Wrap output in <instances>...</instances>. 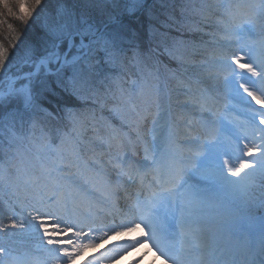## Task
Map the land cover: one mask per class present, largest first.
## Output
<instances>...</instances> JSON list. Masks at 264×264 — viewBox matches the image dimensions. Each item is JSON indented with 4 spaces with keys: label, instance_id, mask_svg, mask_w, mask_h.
I'll return each mask as SVG.
<instances>
[{
    "label": "snow or ice",
    "instance_id": "snow-or-ice-1",
    "mask_svg": "<svg viewBox=\"0 0 264 264\" xmlns=\"http://www.w3.org/2000/svg\"><path fill=\"white\" fill-rule=\"evenodd\" d=\"M42 2L0 0V125L16 139V122L23 127L25 117L32 118L31 129H41L27 149L30 179L0 208V264H73L110 235L129 239L106 246L84 264L144 245L155 248L163 264H264V214H256L264 212V59H255L243 43L247 33H264V0L218 3L216 23L229 42L220 45L209 33L217 43L214 78L234 88L246 120L213 113L203 93L189 97L183 105L188 147L179 153L171 147L176 129L158 73L161 55L181 57L166 43L161 51L152 38L154 25L145 50L143 35L125 23L145 11L146 0H112V10L99 18L78 11L73 0H57L42 35L26 43L25 26L39 15ZM170 19L173 25L161 26L180 31ZM260 43L264 49V40ZM245 58L251 62L242 63ZM146 60L154 61L155 71L145 73ZM126 64L137 68V76L120 88L111 109L119 123H109L102 135L93 129L86 145L74 135L78 109L63 101H84L86 92L91 98L94 77ZM37 113L71 125L56 130L58 144L34 118ZM141 152L142 158L129 156ZM3 177L0 169V181ZM99 205L108 210L94 211ZM225 232L244 241L224 246ZM17 236L34 240V249L21 251Z\"/></svg>",
    "mask_w": 264,
    "mask_h": 264
},
{
    "label": "rangeland",
    "instance_id": "rangeland-1",
    "mask_svg": "<svg viewBox=\"0 0 264 264\" xmlns=\"http://www.w3.org/2000/svg\"><path fill=\"white\" fill-rule=\"evenodd\" d=\"M57 0H43L41 8L38 9L39 15L40 12L42 11L43 8L46 7H50L52 8L53 6L58 7V4L56 2ZM100 1V0H94V2H91V4H87L86 2H83L84 4L81 5L82 8H84L86 11H91V12H95V10L97 11H104L106 12L108 9L112 6V0H104ZM232 1V4H236L241 0H182V2H184L185 4H187V6L189 8L192 7V9H196L197 11L199 10L200 7L205 8V6L210 5L213 9L217 11L216 9V5L218 3H228ZM234 1L236 3H234ZM246 2V0H244ZM79 0H73V6L76 8V5H78ZM248 2V0H247ZM100 6V7H98ZM200 6V7H199ZM86 7H90L89 9H87ZM109 10H112L109 9ZM108 10V11H109ZM214 11V12H215ZM177 12V11H175ZM218 12V11H217ZM38 15V16H39ZM36 16V17H38ZM197 16V15H196ZM175 17V16H173ZM196 20H198V24L200 22V20H202L204 22L205 26H208L209 30H205L202 29L200 30V32L198 33V35L202 38L206 35L207 38L206 40L210 41V46H212V51L205 53L203 56L199 55V57H201V59L196 60L193 64H185L183 63L181 60H176L174 62V65L172 66H166V64L164 65V74H165V78H166V83H164L162 80H160L161 82V86L164 90V92L167 93V96L165 97L166 102L169 105V112L172 110V116H175L176 118L180 119L179 123L185 122V116L188 115V109L185 108L183 105L185 103L188 102L189 97L192 96H196L194 95L195 91H192L193 89L196 88V86H198L200 83H202V87H201V91L199 93V95L201 93H203L204 95H208L211 93L212 88L214 89V91L219 92L220 94V98L219 99H214V101H212L210 104L213 107H215V111L216 113L222 114V115H226L228 116L229 119H235L238 122H240L241 124L246 120V115H245V105L243 104V102L240 100L239 97L235 96V92H234V88H226L222 82L217 81L214 78L213 75V57L215 55V51L217 49V43L213 42V37L209 35V33H214L215 34V41L218 42L220 45L226 44L229 41H227L225 39V33L223 30L222 26H219L216 21L217 19L211 14L208 15V13H206V15H202L198 14V17H196ZM139 20H132V22H134L135 24H137V27L139 28V30L141 31L142 34H144V32L146 33L147 27L146 26V22L144 21H140V23H137ZM180 34V33H179ZM181 39V40H180ZM205 39V38H204ZM148 42L147 38L144 39ZM194 39H185L183 38V36L181 37L178 36V39H176L175 37L172 38V42L175 43V41H183V43H176L175 45H173L174 50L177 52V55L181 57L183 50H187L188 48H193L196 44L193 43ZM264 40V33H261L258 29L255 32L252 33H247L243 36V43L247 44L249 46V48L252 51V55L255 59L260 60V59H264V49H262L261 47V41ZM214 45L216 46V49L214 50ZM231 46L232 47H237L238 45L236 44L235 40L231 41ZM146 50V49H145ZM166 59L170 60L168 56L165 57ZM251 61H249L247 58H245V60L242 61V63H250ZM147 64V69H144L145 73L147 74V71L150 69L152 71H155V67H154V61L153 60H147L146 61ZM131 67V65H128ZM192 69V70H189ZM124 73L126 75V78H122L121 81L122 82H126L128 80L131 79V77H128V73H132L130 72L128 69H124ZM134 75L137 76V71H133ZM159 77L161 78L162 73L161 70L159 69V73H158ZM175 83L176 85H174V87L170 84ZM129 86V85H128ZM95 90L96 89L95 87ZM243 90L241 89V92ZM198 92V91H196ZM197 95V96H199ZM119 96V90H107L105 95H102L101 99L99 100H95L98 108L102 111V112H107L109 114L114 115L115 117H118L116 115L115 112L111 111V109H113L114 107L117 106V98ZM214 95L211 96H207L209 98H213ZM99 101V102H98ZM254 103V102H253ZM256 107H260L259 105H257ZM186 109L184 111H186V113H184V111L182 112V109ZM228 109L227 112H225V109ZM150 111H155V106L151 105ZM93 113V111H92ZM171 115V114H170ZM79 117H81L79 115ZM28 119H30V117H28ZM84 119V118H83ZM25 122V121H24ZM7 123V122H5ZM111 123L114 124L113 122H108L107 125ZM24 125V123H23ZM84 127H86L85 124H83ZM71 127V126H70ZM68 127V128H70ZM6 127H4L3 125H0V129H5ZM15 128H17L18 130L22 129L19 121L16 122ZM67 128V130H68ZM30 129L29 134L26 135L25 137H21L22 140V144L26 147H28V141H32L37 139L38 137H40L41 135V129L38 130H34L31 128H27ZM78 129V125L77 128ZM94 128H92L93 130ZM81 130V129H80ZM86 131V129H85ZM124 131H130V129L125 128ZM45 132V131H44ZM77 132V130H76ZM83 132V131H81ZM94 133L90 132L87 133V139H92ZM1 137H3L2 135H0ZM27 136H29L28 138H26ZM18 137H20L18 135ZM184 139V136L181 138V140ZM2 141V140H0ZM53 143V142H52ZM185 143H182L181 141H178L176 139V142L171 145V147L177 152H181L185 149H187L188 146L184 145ZM21 150V154H24L25 158L22 159L21 162H26V160L30 161V153H28L27 151H25L24 149H20ZM99 151V149L97 150ZM12 157L13 155H11L9 157V163H11L12 161ZM28 161V162H29ZM19 162L14 163V167H12L14 169L13 171V188H10V194L12 196L13 190L15 189L16 191H20L22 190L21 186L24 185V183L26 181L29 180L30 178V174H31V167L30 164L28 166L23 167V169L21 170L19 168ZM223 197V200L225 202V204H227L228 202V195L226 193H222L221 194ZM10 196V197H11ZM11 202V201H10ZM19 209H17L18 211ZM264 214V212L262 213ZM7 222V220L5 221ZM16 245L17 247L21 250V251H31L34 249L35 246V241L28 238L27 236H17L16 237ZM97 246H99V243L97 244ZM86 260L83 259L82 261H80L78 264H84ZM102 260L99 261V264H102ZM76 264V263H75Z\"/></svg>",
    "mask_w": 264,
    "mask_h": 264
},
{
    "label": "trees",
    "instance_id": "trees-1",
    "mask_svg": "<svg viewBox=\"0 0 264 264\" xmlns=\"http://www.w3.org/2000/svg\"><path fill=\"white\" fill-rule=\"evenodd\" d=\"M105 2L104 0H100ZM57 2V1H56ZM83 2H86L87 4H91V2H94V0H79L78 5H76V9L78 11H84L86 13H89L97 18L100 17L104 11H97L95 12H89L86 11L84 8L81 7ZM58 4V2H57ZM100 7V6H98ZM57 8L56 6H53L52 8H43L42 11L40 12V15L38 17H35L33 21L29 22L28 26L26 27V31L22 35V39L26 43H35L39 37L42 35V30H43V25L46 20V18L53 12V10ZM89 9L90 7H86ZM107 8L108 10L111 9ZM213 8L208 5L205 6V8L200 7L199 10L197 11L195 8L192 9L187 6L182 0H151L150 3L145 7V11L141 12L139 15H137L133 20H139L137 23H140V21L146 22L147 30L146 33L144 34L141 33L139 28L137 27V24L134 22L126 20L125 23H131L136 29L139 30V32L143 35V40L147 38L149 41V25H154L156 31L153 33V39L155 42H160L162 44L161 51H163V45L166 43L169 47L173 48V45L176 43L172 42V38L175 37L178 39V36L185 39H194L193 43L196 45L193 48H188L187 50H183L182 55H181V61L185 64H193L196 60L201 59L199 55H204L207 53V51H210L212 49L210 47V41L206 40V36L200 37L198 33L200 30L205 29L209 30L208 26L204 25V22L200 20L198 24V20H196V17H198V14L208 15L212 14L213 16L215 15ZM107 10V11H108ZM183 10V12H182ZM106 11V12H107ZM111 11V10H109ZM177 11V12H175ZM150 14H151V19H150ZM197 15V16H196ZM175 16V17H173ZM176 22L175 27H179L180 31H176L174 27H169L165 28L162 27L161 24L162 22L167 23L168 25H173V19ZM216 17H219L216 15ZM180 33V34H179ZM205 38V39H204ZM181 40V39H180ZM147 45L148 42L144 40V46L145 49L147 50ZM167 55H161L159 57L160 61L162 63L160 64L159 68L164 71V65L166 66H172L174 65V61L176 60H168L166 59ZM147 61V60H146ZM145 61V63H146ZM125 69H128L130 72L133 73V71H137L136 67H131L126 64ZM189 70H192L189 68ZM15 71V69H13ZM134 74V73H133ZM124 69L116 72L113 71L111 73H105L101 72L99 76L94 77V88L96 87L95 94L91 96V98H88V93H85L86 99L84 101H76L74 98H65L64 103L69 104L70 106H74L76 109H78V120H79V131H83V134H80L79 132H76L75 134H79L82 139L85 141V144L87 145V133H89V123H92L94 120L91 119L92 116H94V111L97 109V102L95 100L101 99L102 95H105L107 90H120L121 87H128V84L126 82H122L121 79L124 78ZM174 87L176 85L174 82L170 84ZM96 102V103H95ZM99 102V101H98ZM45 107H50L48 104H45ZM93 111V113H92ZM79 115L81 117H79ZM89 117L87 118V116ZM36 120L39 121V124L43 126L45 133H48L52 141H55L59 143V139L57 138V129H61L63 131H66L65 128L62 126L67 123L66 120L60 119L59 121H53V120H48L43 117L42 113H37L36 116L34 117ZM84 118V119H83ZM31 119H28V117H25L24 119V125L22 129L18 130L15 128V131L17 133V136L19 135L20 138L16 139L11 136V133L8 132L7 128L2 129L4 134L2 135L3 137L0 136V169H3L4 177L3 180L0 181V208L3 207V201H9L10 202V188H13V171L14 169V163L19 162L20 164L18 165L19 168L22 170L23 167L28 166L30 163L28 162L29 160H26V162H21L23 158H25L24 154H21V148L27 151L29 147L24 146L21 142V137H25L26 135L29 134L30 129V124H31ZM87 123V127H84L83 124ZM68 124V123H67ZM40 129V126H37L34 130ZM81 129V130H80ZM86 129V131H85ZM33 130V131H34ZM27 136L26 138H28ZM11 141V142H10ZM28 152V151H27ZM29 153V152H28ZM13 155L12 161L10 164L9 163V157ZM30 179V178H29ZM25 186V183L21 188L23 189ZM7 215H10V213L5 212V221Z\"/></svg>",
    "mask_w": 264,
    "mask_h": 264
},
{
    "label": "bare ground",
    "instance_id": "bare-ground-1",
    "mask_svg": "<svg viewBox=\"0 0 264 264\" xmlns=\"http://www.w3.org/2000/svg\"><path fill=\"white\" fill-rule=\"evenodd\" d=\"M235 1L234 3H236ZM94 211L99 213L104 212L97 209H94ZM127 239H129V237H119L115 235H110L108 239L100 241L99 246L96 245L93 248L86 249L80 256H78L74 260L73 264H78L83 259L87 260L93 254H98L99 252L104 250L106 246L110 247L113 243H116L118 241H125ZM221 239L222 241H225L224 244L227 247H232L235 242L239 241V243L235 246L237 247L244 241V236H238L226 232V234L223 235ZM102 262V264H163V261L153 254L151 248L148 245H144L138 248H132L129 251L117 255L111 260H102Z\"/></svg>",
    "mask_w": 264,
    "mask_h": 264
}]
</instances>
